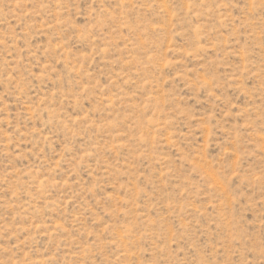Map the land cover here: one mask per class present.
<instances>
[{
  "label": "rangeland",
  "instance_id": "374dc122",
  "mask_svg": "<svg viewBox=\"0 0 264 264\" xmlns=\"http://www.w3.org/2000/svg\"><path fill=\"white\" fill-rule=\"evenodd\" d=\"M0 264H264V0H0Z\"/></svg>",
  "mask_w": 264,
  "mask_h": 264
}]
</instances>
